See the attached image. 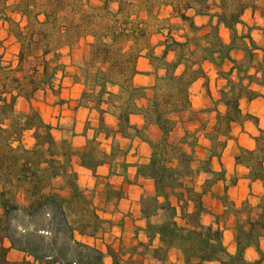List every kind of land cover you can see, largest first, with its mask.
Returning <instances> with one entry per match:
<instances>
[{
	"label": "trees",
	"instance_id": "trees-1",
	"mask_svg": "<svg viewBox=\"0 0 264 264\" xmlns=\"http://www.w3.org/2000/svg\"><path fill=\"white\" fill-rule=\"evenodd\" d=\"M107 1L105 14L99 16L88 0H16L12 4L0 0V19L16 26L13 33L20 44L17 66L11 70L21 71L33 45H37L42 56L40 79L51 89V78L57 70L45 58L51 46L70 47L82 34L91 36L89 59L81 71L83 84L89 89L83 94L92 97V108L100 115L96 133L110 136L107 132L110 128L103 120V114L110 113L116 119L115 134L138 137L150 148L147 161L134 165L136 173L151 179L153 184V191L140 198L148 245L154 238L159 241L152 256L164 260L168 250L175 248L186 263L261 264L264 262V251L259 244L264 238V128L258 126L252 136L253 149L239 146L234 157L235 163L248 168L250 179L262 182L263 192L258 202L253 205L244 200L236 205L225 190L223 197L218 198L234 216L236 251L227 250L218 225L201 220V215L209 212L202 196L209 192L212 177L221 172L212 169V158L220 160L227 139L232 137L234 123L250 120L258 125L255 116L243 113L239 107L240 98L253 99L260 95L250 87L251 83L264 88V56L256 61V50L262 48L249 31L237 30V25L248 30L258 27L248 26L241 18L244 9L251 5L243 0H219L217 10L212 11L208 0H185L177 5L171 2L174 12L188 22L193 33L182 41L166 37L162 52L155 54L146 24L132 22L127 11L133 0H116L114 13L107 10ZM188 8L196 14L215 16L217 23L209 22L204 30L185 14ZM9 12L19 14L24 26L11 18ZM219 24L229 30L230 41L225 42L219 35ZM52 32L56 38L51 41ZM235 49L244 52L241 62L231 55ZM169 51L175 53L171 61L166 60ZM142 53L150 64L164 72L155 77L152 97L145 104H138L136 100L145 97V87L135 85L133 76L138 72L136 59ZM225 60L232 63L227 71L221 67ZM205 61L215 66L225 85L211 109L215 113L211 127L198 125L208 145L206 156L196 158L193 132L184 130L176 142L170 141V135L179 114L190 108L189 86L206 77L202 65ZM179 66L182 69L178 73ZM9 69L0 66V264H104L100 249L76 238L79 234L105 240L104 233L110 223L97 214L79 186L72 158L76 156L79 165L93 173L99 165L108 164L111 173V162L117 153L123 158L121 168L130 165L124 159L127 148L114 147L112 143L107 151L95 145L93 139L80 150H73L67 139L57 140L52 133L53 125L36 109H15L17 97L29 100L30 93L38 86L32 78L29 84H24ZM234 72L236 80L231 78ZM134 114L143 116V126L130 122ZM147 122L159 133L153 140L141 134ZM26 131H31L34 139L31 147L23 143ZM199 173L207 177L198 190L193 181L188 184V179ZM223 180L214 178L213 183ZM248 247L255 249L257 259L245 258L244 250ZM12 250L22 256L18 260L10 259ZM107 252L114 259L112 264H119L108 246Z\"/></svg>",
	"mask_w": 264,
	"mask_h": 264
},
{
	"label": "crops",
	"instance_id": "crops-1",
	"mask_svg": "<svg viewBox=\"0 0 264 264\" xmlns=\"http://www.w3.org/2000/svg\"><path fill=\"white\" fill-rule=\"evenodd\" d=\"M243 1L251 6L244 9L241 18L250 27L258 26L257 28H249V32L256 43L262 48V50H256V61H260L264 56V0ZM208 3H210L212 11L217 10L219 0H208ZM164 11V16L169 18L172 25L168 26L167 29L162 32H159L157 34L158 40L152 43L154 51H159L156 52L158 54H160L164 48L163 42L166 37L172 36L174 39L182 41L186 35H191V33H193V31L190 32L192 29L189 27L188 22L183 21L177 13L174 12L170 5L166 4ZM184 12L191 17L194 24L197 26H203L204 30H206V25L209 22L212 24L217 23V18L215 16L196 14L191 8L186 9ZM247 28L248 27L237 25L238 32H247ZM244 29H247V31ZM219 35L225 42L230 41V32L222 24H219ZM156 43H158V45ZM231 55L237 60V62H241L244 59V52L241 49L231 51ZM174 58L175 53L169 51L166 55V60L171 61ZM202 65L206 72V77L195 80L189 86L190 109L192 110H200L210 107V100L220 98V93L217 95L215 92L219 83H224L223 85H225V80L218 76L217 70L212 63L205 61ZM135 66L138 72L133 76V83L145 87V97L138 100L139 103L145 104L153 95V85L156 75L162 74L164 71L160 68L156 69L150 64L148 58H146L144 54L137 57ZM231 66L232 63L225 60L221 67L222 70L227 71ZM250 72H253L252 68L250 69ZM231 78L236 80L235 72L231 74ZM205 82L207 83V87H202L201 85H204ZM71 83L73 84V87L70 90L71 92L76 91V93L67 95H70L72 98L79 97L80 91L84 87L83 83L77 81ZM244 83L247 82L244 81ZM250 87L258 91L260 95L253 99H248L246 97L240 98L239 107L243 113L255 116L258 120V125L250 120H246L242 124L234 123L232 125V137L227 139L219 161L226 171L227 179L231 175H234V173L237 179L235 183H232L231 185H229L228 180L217 181L216 183L229 185L226 193L236 205H239V203L244 200H248L254 205L258 202L259 196L263 192L262 182L250 179L248 176V168L244 164L235 163L234 160L239 146L248 149L254 148L255 145L252 136L256 134L258 126L264 128V88L256 83H251ZM71 105L73 104L71 103ZM74 105L73 108H67L65 105L66 107L60 110V118L58 120L56 119V122L50 120V123L54 127L52 132L54 136L58 137V139H68L73 150H80L85 146L87 140L96 136L93 127H95L94 125L97 119L96 115H98V113L92 107L79 105L78 100L75 101ZM104 116L115 125L116 120L111 114L105 113ZM130 122L137 126H141L144 119L142 115L134 114L130 116ZM118 137L120 141H128L127 144H124V147L132 144L130 153H133L135 147L138 146V148L143 151L142 153H144L145 158L139 159V156L137 155H132L133 159L129 158L128 151L125 156V161L130 163V165L126 168L120 167L116 171L112 170L111 173L110 165L108 164L99 165L93 173L91 170L80 166L76 156L72 158V167L76 172L85 173L86 179L88 178L87 175H91L92 182L88 180V183L85 184L88 189H92L96 180H100L101 183H99L95 189L97 191H102L103 197L100 201L94 200V205L97 207V214L101 218L108 220L110 223V227L104 233L105 240H102L100 237H90L79 234L76 235V238L100 249L103 252L102 260L104 264H112L114 260L112 256L108 254L107 246L111 248L119 264H128L131 261H137V264H196V262L186 263L179 250L175 248L169 249L170 251L168 250V255H166V259L164 260L156 259L151 253L149 254L145 252L147 248H155L159 245L157 238H154L151 241V245H148L149 239L145 233L146 221L142 217L140 211V198L142 194L151 193L153 191V184L151 179L144 178L136 173V166L134 164L141 163L142 160L143 162L147 161L150 150L148 149L147 143L138 137H133L132 139H127L122 136ZM219 161L216 158H212L211 167L213 170L220 171L221 164ZM108 189H113L116 192L114 197H107ZM197 189H200V186H198ZM206 194L202 196L203 201ZM212 204L219 205L220 200L214 199ZM203 216L204 215H202V220L204 218ZM233 218L234 216L230 215L228 221H225L226 224L221 221L215 223V220L212 221V223H207L218 225L222 229V240L230 253L236 251L234 229L232 225ZM259 244L261 250L264 251V238L260 239ZM18 254L20 257L22 256L21 253ZM244 256L250 261L258 258L253 247L246 248L244 250ZM205 264L214 263L206 262ZM261 264H264V262Z\"/></svg>",
	"mask_w": 264,
	"mask_h": 264
},
{
	"label": "rangeland",
	"instance_id": "rangeland-1",
	"mask_svg": "<svg viewBox=\"0 0 264 264\" xmlns=\"http://www.w3.org/2000/svg\"><path fill=\"white\" fill-rule=\"evenodd\" d=\"M8 4L14 3L16 0H6ZM185 0H133L132 5H128L127 11L130 12L131 20L132 22H139V24H146L145 29L148 33L150 44L153 48L152 43H154L156 40H158L157 34L159 32H162L163 30L167 29L168 26L172 25L170 23L169 18L165 17V5H170L171 2L174 4H182ZM89 4L96 9V13L100 16L101 14H105L104 8V2L105 0H88ZM117 1L116 0H108L107 1V10L111 13H114L117 10ZM171 6V5H170ZM172 7V6H171ZM11 18H13L16 22H19L21 26H24L25 22L21 20L20 15L17 13H8ZM100 18V17H99ZM140 18V19H137ZM110 22V21H108ZM143 22V23H142ZM140 26V25H139ZM14 30H16V26L14 24H9L8 22L3 21L0 19V66L5 68L6 70L11 71L12 76H17L22 78V81L24 84H29V80H35V84L38 86L35 90H33L30 93L31 98L29 100H26L23 97H17L15 102V109L17 111H28L30 107H33L36 109L42 116V118L50 123V120L53 122H56L55 120L59 119L61 116L60 110L62 108H73L75 105V101L78 100L79 105L92 107V97L91 96H85L83 92L85 90H89L88 87L86 88L85 85L83 89H81L79 97H70L71 93H76V91L71 92V88L73 87V84L71 82H81L83 83V73L81 71V67L87 63L89 59V47L88 43L92 41L91 36H87L86 34H82V36H79L70 47L68 46H60L58 48L52 47L50 48V53L46 55V59L51 63L50 67L56 66V72L55 75L51 78L52 88L50 89L47 85H45L41 79H40V70H41V55L39 46L33 45V51L31 55H29L26 59V61L23 63V67L21 71H14L11 70L17 66V54L19 51L20 44L18 40L14 36ZM247 31V29H244ZM249 31V30H248ZM192 32V30H190ZM52 38L51 41L56 38V33L52 32ZM192 34V33H191ZM160 42V41H157ZM51 44H54L53 42ZM129 44V43H128ZM158 45V43H156ZM154 45V46H157ZM69 48V49H68ZM154 50V48H153ZM155 52V51H154ZM159 52V51H156ZM155 54H158L156 53ZM143 54V53H142ZM137 60V59H136ZM56 64V65H54ZM99 64V63H97ZM182 69V66H179L176 70V72H180ZM37 70V72L35 71ZM32 78V79H31ZM40 81V82H39ZM71 83V84H70ZM224 83H219L218 87L216 88V94L219 95V90L224 87ZM202 87H207V83L201 85ZM68 89V90H67ZM113 90H116L113 88ZM68 91V92H67ZM210 93V92H209ZM190 95V92H189ZM140 98H138L136 101L138 102ZM219 99L216 100H210L209 105L210 107L200 109V110H192L188 109L189 111L182 112L179 114L178 117V123L174 129V131L170 135V141L176 142L179 136L183 134L184 130H187L189 132H193L196 137V143H195V156L196 158H204L206 156L205 147L208 145V141H205V138L203 137V130L198 127L199 123H203L205 129H209L213 123L214 119V112H211V109L214 106V103L217 102ZM71 103L73 105H71ZM138 104H143L139 103ZM66 105V106H65ZM96 110V109H95ZM98 115H96V122H95V135L92 139H94V144L98 147L110 151L111 145L115 144L114 147L118 146L122 149L127 148L128 157L132 158V155L139 156V159H144L145 155L142 153L143 151L137 147H135L134 152L130 153V150L132 148V144L126 145L127 147H124V144H127L128 141H120L119 134L114 133V129L116 127L112 124L108 119L105 118V113L103 114V120L104 123L110 128L107 129L109 137H105L102 133H96V129L99 123V112L96 110ZM110 114V113H109ZM113 116V115H112ZM114 117V116H113ZM115 118V117H114ZM116 120V119H115ZM144 125L141 124V126ZM140 126V127H141ZM141 134L150 139H155L158 136V131L156 128H154L152 125H150L149 122H147L144 126V128L141 131ZM121 137V136H120ZM134 136H130L127 139H132ZM57 140L58 137L55 136ZM68 140V139H67ZM88 141V140H87ZM86 141V143H87ZM34 139L31 137V131H26L23 135V143L27 147H31L33 145ZM121 142V143H120ZM85 143V145H86ZM113 143V144H112ZM71 144V143H70ZM148 149L150 150L149 146ZM125 159V158H124ZM133 159V158H132ZM123 158L120 156L119 153H117L111 162V168L112 170L116 171L121 167V162ZM143 162V160L141 161ZM197 163L195 162L194 165ZM220 174L218 176L212 177L211 180L214 181V178H224V180L229 181V185L232 183H235L237 177L234 175H231L228 179L226 177V171L223 168V165H220ZM77 173V182L79 186L85 191L86 195L88 196L89 200L94 205L95 201H100V199L103 197L102 191H97L95 188L96 186L101 183L100 180H96V183L93 185V188H89L85 186V184L88 183V180L91 181V175H87L83 172H76ZM207 177L204 173L196 174L192 179H188V184L193 181L194 186L197 188L198 186H201L203 180ZM223 180V181H224ZM211 181L209 192L205 195L204 204L208 208L209 212L208 214L203 213L204 215L203 220L201 217V220L207 224L208 222L212 223V221L215 220V223L218 221L224 222L228 221L230 215L233 216L230 208H224L221 201L219 205L212 204V201L218 200V198L223 197L224 190L227 192V188L229 185L225 184H215ZM199 190V189H198ZM116 192L113 189H108V198L114 197ZM228 196V194H227ZM22 196H20V199ZM230 199V197L228 196ZM231 200V199H230ZM240 204V203H239ZM95 206V205H94ZM95 208H97L95 206ZM217 212V213H215ZM201 215V216H202ZM217 215V219L214 217ZM214 218V219H213ZM209 223V224H210ZM226 224V223H225ZM215 225V224H214ZM233 227H234V218H233ZM110 226L108 225V228ZM107 228V229H108ZM153 248H147L145 251L146 253L152 254ZM170 251V250H169ZM161 254V253H160ZM168 255V252H167ZM9 258L12 260H18L20 258V255L15 251H10ZM195 262V261H190ZM189 262V263H190ZM128 264H137V261H131Z\"/></svg>",
	"mask_w": 264,
	"mask_h": 264
}]
</instances>
